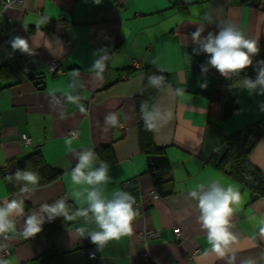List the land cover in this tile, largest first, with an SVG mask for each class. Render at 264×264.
I'll list each match as a JSON object with an SVG mask.
<instances>
[{
	"label": "crops",
	"instance_id": "crops-1",
	"mask_svg": "<svg viewBox=\"0 0 264 264\" xmlns=\"http://www.w3.org/2000/svg\"><path fill=\"white\" fill-rule=\"evenodd\" d=\"M176 1L184 2L185 9ZM206 13L217 22L232 21L246 37L264 45V1L253 6L244 0H101L99 4L95 0H22L8 7L0 2V67L7 66L0 73V166L40 150L48 165L62 171L57 179L35 186L28 194L10 193L0 175V203L24 199L25 213H30L43 203L67 196L75 209L86 206L83 197L72 196L88 187L71 182L70 172L77 162L74 153L112 144L117 160L109 165L114 179L106 195L127 191L135 197L134 207L140 212L132 236L111 240L102 248L79 236L76 229L84 225L81 218L59 234L28 240L17 236L8 242L9 254L0 249V259L9 264H225L210 251L207 233L197 220L196 201L188 195L212 179L237 187L243 197L232 217L238 237L236 264L249 256L259 259L264 252V237L259 233L264 227V198L252 200L249 190L217 165L226 151L225 136L253 123L264 129V112L258 103L264 96L232 88L239 108L228 119L222 118V105L209 92L216 81L227 79L218 71L217 77L209 71L205 76L200 65L207 54H193L197 45L191 33L199 25H204L205 36L219 31L216 24L203 19ZM43 18L47 23L41 24ZM16 36L27 39L36 55L13 51L10 40ZM101 49L111 52V58L103 79H97L89 67ZM25 58L44 79V88L27 76ZM52 61L64 72L51 71ZM145 65L167 73L171 81L155 99L173 110V119L154 132L156 144L166 150L174 177L170 193L158 198L152 196L153 183L145 173V156L138 144L135 96L143 89ZM74 69L79 77L70 75ZM198 81H206L208 87L200 88ZM176 88L186 90L183 98L174 95ZM64 93L84 97L81 103L86 111L67 103ZM109 113L119 117L118 127L105 124ZM24 136L29 137L28 142L23 141ZM68 139L73 141L71 146ZM250 158L264 171V132ZM100 162L98 157L96 165ZM130 180L132 185L127 184ZM16 219L21 229L24 217ZM176 227L180 228L179 238ZM150 230H157L159 236L140 237V232ZM87 248L94 249V257ZM145 251L147 258L142 256Z\"/></svg>",
	"mask_w": 264,
	"mask_h": 264
},
{
	"label": "clouds",
	"instance_id": "clouds-1",
	"mask_svg": "<svg viewBox=\"0 0 264 264\" xmlns=\"http://www.w3.org/2000/svg\"><path fill=\"white\" fill-rule=\"evenodd\" d=\"M101 3V0H95ZM12 0H8L11 6ZM208 24H216L218 32H208L205 36V27L199 25L196 31L191 33L193 44L197 45L193 49V54H207V60L200 65L201 72L206 76L210 68L216 69L225 79L233 80L234 76H240L245 70L254 68L255 78L244 75L243 79L236 84L229 86L246 90L248 94L264 96V60L255 61L254 57L261 52L259 41L245 36L235 23L229 20L215 21L213 16L206 13L203 17ZM47 23L43 18L41 24ZM27 27V26H25ZM39 27V25H37ZM13 51L19 50L30 56L36 55L29 41L20 36L10 40ZM89 71L94 73L95 78L103 79L110 59L107 49H101L95 53ZM191 62V56L187 55ZM155 63V61H153ZM72 77H79V71L74 69L70 73ZM148 86L157 91L167 89L170 85L163 75H151L148 77ZM200 88L206 89L207 82H199ZM186 90L176 88L174 95L179 98L185 96ZM54 95V93L52 94ZM66 102L75 104L81 112L86 109L81 101L84 97L64 93ZM260 110L264 112V101L258 102ZM141 118L144 122L145 130L158 132L173 119V110L170 106L159 102L152 103L144 101L140 107ZM105 124L113 128L120 124L116 113H109L105 117ZM72 139H68L69 146ZM213 151H219L214 148ZM76 165L71 169V182L74 185H87L84 192H73L76 199L83 197V204L72 210L68 204V197L63 196L52 203H43L39 208L30 213H25V200L12 198L0 203V249H6L8 242L17 236L31 239L43 231L45 222L54 221L57 217H62L65 222H74L83 219L84 225L76 229L80 237L90 238L91 242L98 248L104 247L111 240H119L121 237L132 236L134 232V222L139 217L140 212L136 205V199L129 192L114 190L110 196L106 195L107 186L113 182V177L109 175V165L101 161L96 165L98 159L93 149H85L74 153ZM11 179V178H10ZM15 181L21 185L20 192L28 194L35 191V186L40 182V176L27 169H17L14 173ZM191 199L196 201L199 211L197 217L201 228L207 233V242L211 246L210 251L225 264H236L238 249V237L233 231L232 217L238 211V206L242 203L240 190L232 185L224 186L219 179H212L207 184H199L188 192ZM17 217H24L23 226L17 228ZM264 223V222H262ZM94 224L95 228L87 227ZM259 233L264 237V227L259 229ZM208 252H205L207 255ZM264 261V252L259 259L249 256L240 261V264H260ZM0 264H9L5 259H0Z\"/></svg>",
	"mask_w": 264,
	"mask_h": 264
},
{
	"label": "trees",
	"instance_id": "trees-1",
	"mask_svg": "<svg viewBox=\"0 0 264 264\" xmlns=\"http://www.w3.org/2000/svg\"><path fill=\"white\" fill-rule=\"evenodd\" d=\"M262 1L264 0H244L245 3L253 6H258ZM175 4L178 7L185 9L184 2L176 1ZM260 46L261 52L259 55L254 57V64L255 61L264 60V45L260 44ZM108 54L111 58V52H108ZM109 65L110 59L107 62L106 70L109 68ZM6 68V65L1 66L0 73L6 71ZM9 70L10 69L8 67V71ZM142 70L144 74L143 89L135 96L138 144L140 151L145 156V173L151 177L154 190L159 194V196H166L170 193L168 187L173 183L174 180L172 164L167 156L165 148L156 144L154 132L145 130L144 122L141 118L140 107L142 102L146 100L149 101V106H151L152 103H155L156 95L158 93L155 88L148 86L149 76L163 75L168 84L171 81L167 73L162 72L151 65H145ZM209 72L217 77L216 69L210 68ZM244 75L255 78L256 72L254 68L250 67L240 76H234L233 80L216 81L213 89L209 92V96L213 101L221 103L223 119H228L239 108L237 101L232 95V89L229 90V86L238 83L243 79ZM1 90L2 89H0V91ZM263 132L264 129L260 123H253L230 135L225 136L224 144L226 151L217 165L220 170L226 172L240 185L247 188L250 192L252 200L264 198V171L256 166L250 158L253 146L255 145L258 138L263 134ZM257 134L258 136L255 138ZM94 150L99 159L103 162H106L108 165H112L117 160L112 144L99 146ZM17 169H27L37 173L40 176V182L36 186L48 184L57 179L62 174L61 170L53 168L47 164L40 150H36L35 152L23 158H11L4 166H0L1 178L3 179L10 193H16L20 191L21 185L18 184L14 179V173L17 171ZM68 204L71 206L72 210L75 209L73 203L68 202ZM26 209L27 206H25V210ZM69 223L70 222H65L62 217H58L49 225L43 226V231L37 234L35 237L59 234L68 227ZM23 239L28 240L25 238Z\"/></svg>",
	"mask_w": 264,
	"mask_h": 264
},
{
	"label": "built area",
	"instance_id": "built-area-1",
	"mask_svg": "<svg viewBox=\"0 0 264 264\" xmlns=\"http://www.w3.org/2000/svg\"><path fill=\"white\" fill-rule=\"evenodd\" d=\"M22 0H12V4L13 3H20ZM0 2L3 4L4 7H8V0H0ZM11 4V5H12ZM23 64L24 66L26 67V69H29L30 68V65H29V60L27 58L23 59ZM50 70L53 71L54 73H63L64 70L63 68L60 66V64L57 62V61H52L51 64H50ZM86 109V107H84ZM70 134L71 135H76L77 132L76 131H70ZM23 141L24 142H28L29 141V137L27 136H24L23 137ZM128 185H132L133 182L130 180L127 182ZM152 196L153 198H158L159 197V194L153 190L152 192ZM174 232L176 234V237L179 238L180 235H181V232H180V228L176 227L174 229ZM140 237L144 240H147V239H150V238H156L157 236H159V232L157 230H150V231H143V232H140ZM88 251V254L90 257H94L95 256V251L93 248H87L86 249ZM3 254L7 255L9 254V251L7 249H5L3 251ZM142 256L147 258L149 256V253L147 251L143 252L142 253Z\"/></svg>",
	"mask_w": 264,
	"mask_h": 264
},
{
	"label": "water",
	"instance_id": "water-1",
	"mask_svg": "<svg viewBox=\"0 0 264 264\" xmlns=\"http://www.w3.org/2000/svg\"><path fill=\"white\" fill-rule=\"evenodd\" d=\"M30 65V64H29ZM27 76L33 80L34 85L38 86L39 88H44V79L40 76L37 75L31 68L28 69Z\"/></svg>",
	"mask_w": 264,
	"mask_h": 264
}]
</instances>
